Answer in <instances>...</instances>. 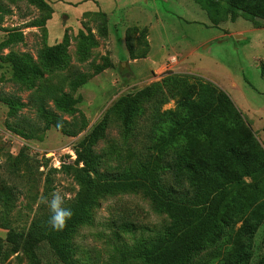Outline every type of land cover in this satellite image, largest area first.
I'll return each instance as SVG.
<instances>
[{"label": "rangeland", "instance_id": "obj_1", "mask_svg": "<svg viewBox=\"0 0 264 264\" xmlns=\"http://www.w3.org/2000/svg\"><path fill=\"white\" fill-rule=\"evenodd\" d=\"M236 2V0H232ZM250 1V0H246ZM51 12L28 3L27 0H0V42L11 30L20 32L23 41L0 50V56L13 52L26 56L38 67L42 51L58 44L64 35L68 39L66 59L61 67L41 69L42 75L29 84L16 82L10 65L0 59V186L11 189L14 197L9 213L10 224L24 228L40 201L45 178L50 196L54 193L69 202L78 186L70 166H74V148L87 131L98 122L120 97L144 87L160 83L169 75L188 77L189 84L210 82L232 101L240 118L264 152V19L250 14L242 6L234 8L226 0H48ZM213 14L212 22L206 13ZM108 16V32L100 36L102 18ZM234 15V19H231ZM44 21V23H42ZM129 43L134 59L125 41ZM80 33L91 35L96 46L85 57L78 52ZM170 57L177 65L166 70ZM107 65L96 73L97 66ZM235 85V86H234ZM180 88H186L181 84ZM189 90V89H188ZM157 101L148 103L129 134L124 136L114 113L105 138L94 151L100 156L101 172L117 173L138 164L155 169L167 167L162 182L177 192L187 190L181 144L156 152L152 147L155 136L167 124L161 121L168 112L176 110V99L164 86ZM192 92L189 94L191 95ZM66 96L76 101L72 108L59 111L54 107L56 97ZM17 101L13 115L3 99ZM42 109L55 112L74 125H87L74 137H68L46 124ZM208 120V136H196L193 153L213 161L220 158L233 141L231 125ZM240 126V125H239ZM158 128V129H157ZM158 130V131H157ZM26 135L31 138H26ZM23 151L27 167L8 171L5 154L16 156ZM257 150L249 147V154ZM185 159V158H184ZM11 165V164H10ZM69 169V170H68ZM249 183L248 178L244 179ZM264 199V186L251 192L246 199ZM242 201L245 205L247 202ZM45 205V204H44ZM90 210L87 223L75 228L71 244L77 264H144L138 257L163 233L168 218L154 210L141 193L105 195ZM253 205L237 214L220 242L203 251L193 264H229L233 251L242 245L250 258L246 264H259L264 259V221L251 238L242 227L250 218ZM0 202V213L4 212ZM6 230L0 228V238ZM251 248L246 249L250 243ZM43 263H55L46 245L38 250ZM231 262V261H230ZM3 264H35L24 253L9 257Z\"/></svg>", "mask_w": 264, "mask_h": 264}, {"label": "trees", "instance_id": "obj_2", "mask_svg": "<svg viewBox=\"0 0 264 264\" xmlns=\"http://www.w3.org/2000/svg\"><path fill=\"white\" fill-rule=\"evenodd\" d=\"M27 1L48 12L52 10L48 0ZM226 1L234 8H239L237 6L240 5L250 14L264 19V0ZM96 13L103 20L100 36L104 37L108 32V16L101 11ZM206 13L212 22H218L213 19V14L209 10H206ZM231 19H234V15ZM132 30L137 29L128 28L125 32V41L129 49L131 44L128 34ZM80 37L78 52L81 57H85L90 48L96 46V41L91 35L80 33ZM22 41V34L11 30L0 42V50ZM67 47L66 35L60 43L46 47L39 57L41 67L47 70L61 67L67 57ZM129 52L134 59L133 51L130 49ZM0 59L10 65L12 77L18 83L29 84L32 78L42 75V68L36 66L29 57L9 52L5 56H0ZM107 67L97 66L95 71L100 73ZM197 83V86L189 84L188 77L183 75H169L160 83L117 99L110 110L86 132L74 148L76 157L70 170L78 190L71 201L64 202L63 206L71 208L73 216L62 231H53L48 225L52 213L43 202L44 198L51 201L48 178H45L38 207L28 224L20 230L15 229L8 219L13 208L14 194L10 188L0 186V202L5 208V211L0 213V228L6 230L5 238H0V264L19 252L24 253L35 264H51L43 263L38 257V250L42 245H46L51 251L55 259L54 264H77L73 259L71 244L75 228L89 221L90 210L97 206L99 198L116 192L141 193L151 202L156 212L164 214L169 220L162 235L138 253L144 264H193L194 259L203 251L220 242L237 214L253 205L250 218L241 228L251 238L264 221V199L249 202L246 199L251 192H257L264 186V152L256 144L251 130L245 127L240 113L228 95L210 82L198 80ZM181 84L186 85V88L181 89ZM162 86L170 94V98L176 99L177 107L162 119L165 121L161 122L167 126L160 130L158 137L155 136L156 143L152 147L156 152H163L169 147L181 144L185 155L182 157V167L188 183L184 192H177L162 182V174L166 173L167 167L163 165L157 167V163L155 169L138 164L137 168L128 167L117 173L101 172L100 156L94 151V147L106 136L111 121L110 113L115 114L122 134L127 136L138 117L143 115L145 106L157 101L159 95H162ZM3 100L8 105L9 115H13L19 103L9 98ZM75 103V100L66 96L54 99V107L59 111L72 108ZM42 113L46 118L44 129L54 127L68 137H74L87 125L83 119L79 128H76L53 111L42 109ZM211 119L228 120L226 123L231 125V136L234 139L227 143L220 158L213 161L202 154L203 148L193 153L196 136H208L205 126ZM249 147H254L258 155L253 156L252 152L249 154ZM1 150L2 147L0 153ZM5 162L10 171L17 170L19 165L27 167L29 159L21 151L16 156L6 153ZM246 178L250 180L249 183L244 181ZM242 201L247 203L243 205ZM250 248L251 240L246 246V249ZM250 256V253H246L244 247L240 245L233 251L232 259H228L229 264H246ZM259 264H264V259Z\"/></svg>", "mask_w": 264, "mask_h": 264}, {"label": "clouds", "instance_id": "obj_3", "mask_svg": "<svg viewBox=\"0 0 264 264\" xmlns=\"http://www.w3.org/2000/svg\"><path fill=\"white\" fill-rule=\"evenodd\" d=\"M44 203H46L52 213L48 219V225L53 231H62L67 222L71 220L73 216V211L71 208L64 207V200L62 196L58 193H54L51 201L49 202L47 198H44Z\"/></svg>", "mask_w": 264, "mask_h": 264}, {"label": "built area", "instance_id": "obj_4", "mask_svg": "<svg viewBox=\"0 0 264 264\" xmlns=\"http://www.w3.org/2000/svg\"><path fill=\"white\" fill-rule=\"evenodd\" d=\"M175 65H177V58L175 57H170L167 62H166V70L171 69L172 67H174Z\"/></svg>", "mask_w": 264, "mask_h": 264}, {"label": "crops", "instance_id": "obj_5", "mask_svg": "<svg viewBox=\"0 0 264 264\" xmlns=\"http://www.w3.org/2000/svg\"><path fill=\"white\" fill-rule=\"evenodd\" d=\"M235 86V85H234Z\"/></svg>", "mask_w": 264, "mask_h": 264}]
</instances>
